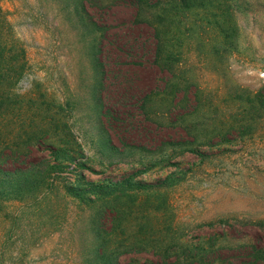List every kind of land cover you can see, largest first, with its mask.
<instances>
[{
	"label": "rangeland",
	"instance_id": "1",
	"mask_svg": "<svg viewBox=\"0 0 264 264\" xmlns=\"http://www.w3.org/2000/svg\"><path fill=\"white\" fill-rule=\"evenodd\" d=\"M133 1L0 0V264H264V0Z\"/></svg>",
	"mask_w": 264,
	"mask_h": 264
},
{
	"label": "trees",
	"instance_id": "2",
	"mask_svg": "<svg viewBox=\"0 0 264 264\" xmlns=\"http://www.w3.org/2000/svg\"><path fill=\"white\" fill-rule=\"evenodd\" d=\"M140 1V0H139ZM132 3H135L133 0H132ZM140 16V12L137 11V17ZM264 255H261V258H263ZM216 261H218V264H223V263H229V258H226V257H218L216 258ZM174 264H181V260L180 259H177L176 261L173 262Z\"/></svg>",
	"mask_w": 264,
	"mask_h": 264
}]
</instances>
